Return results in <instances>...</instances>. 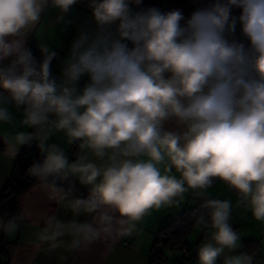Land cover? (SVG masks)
<instances>
[{
  "label": "clouds",
  "instance_id": "9594fccd",
  "mask_svg": "<svg viewBox=\"0 0 264 264\" xmlns=\"http://www.w3.org/2000/svg\"><path fill=\"white\" fill-rule=\"evenodd\" d=\"M82 2L0 0V140L13 157L38 148L28 174L92 217L75 223L78 247L131 236L146 216L191 198L202 201L193 264H253L232 255L243 237L233 215L264 225V0H197L187 14L86 0L89 15L54 71L45 31H67ZM60 181H79L87 197L69 200ZM217 182L235 200L213 198Z\"/></svg>",
  "mask_w": 264,
  "mask_h": 264
},
{
  "label": "crops",
  "instance_id": "0c3cea01",
  "mask_svg": "<svg viewBox=\"0 0 264 264\" xmlns=\"http://www.w3.org/2000/svg\"><path fill=\"white\" fill-rule=\"evenodd\" d=\"M196 3L197 0H152L150 3L146 0V6L156 5L164 10L183 8L186 14ZM88 15L85 0L70 14L73 23L67 31H62L60 25L55 26L51 37L45 31V38L51 40L52 46L59 53L53 66L54 71L58 70L59 62L67 54L76 27L83 24ZM55 16V10H49L44 23L47 25ZM30 40L37 47L39 37L34 34ZM52 142H59L63 146L62 135L53 137ZM76 152L74 146L69 149L70 161L76 159ZM16 158L17 155L13 157L0 140V193L11 175ZM209 193L213 198L235 200L234 194L229 193L219 182ZM53 197L59 201L61 194L53 191L50 195L43 185L35 184L20 196L19 215L15 223L4 228V222L0 218V243L4 244V257L0 264H147L160 229L190 211L195 202L189 198L178 208L153 212L144 218L131 236L101 239L78 247L76 241L79 237L75 232V223L91 221L92 217L74 215L67 201L58 203ZM73 197L75 196L68 195L69 200ZM233 227L242 233V243L248 240L259 242V250L254 255L253 263L264 260V225L256 222L250 213L234 209ZM241 248L242 246L234 252L235 255L240 254Z\"/></svg>",
  "mask_w": 264,
  "mask_h": 264
},
{
  "label": "trees",
  "instance_id": "16d2710c",
  "mask_svg": "<svg viewBox=\"0 0 264 264\" xmlns=\"http://www.w3.org/2000/svg\"><path fill=\"white\" fill-rule=\"evenodd\" d=\"M143 2L146 6V0H143ZM29 47H31L35 56H40V52L32 40L29 41ZM55 63L56 60L53 61V66ZM41 159L42 155L39 149L35 146L30 148L25 146L17 155L11 175L0 193V218L4 222V228L17 221L19 215L18 202L20 196L30 187L39 183L28 174V168L33 161ZM59 184L66 190L67 193L75 197L86 198L88 195V189L76 181L74 188L72 183L69 181H60ZM201 202L202 201L196 200L194 202L193 208L190 211L183 213L177 219L166 224L160 229L156 235L152 252L149 255L147 264H164L166 257L161 248H168L170 246H187V238L194 231L193 224L195 222V216L193 213L198 209ZM258 250L259 242L248 240L242 243L240 254L248 253L254 256ZM189 256L190 252L187 259ZM0 257L2 261L4 257L3 243H0ZM184 261L180 259L179 262L182 263Z\"/></svg>",
  "mask_w": 264,
  "mask_h": 264
},
{
  "label": "rangeland",
  "instance_id": "374dc122",
  "mask_svg": "<svg viewBox=\"0 0 264 264\" xmlns=\"http://www.w3.org/2000/svg\"><path fill=\"white\" fill-rule=\"evenodd\" d=\"M152 0H148L150 3ZM203 240V236L201 233H199L197 230L194 229V231L191 233V235L187 238V246L177 247V246H170L168 248H161L162 252L164 253L166 257L165 264H193V262L196 259V249L197 246L201 243ZM190 249V256L187 260L184 262H179L181 257L183 256V249ZM232 255H235V253H232ZM220 260H223L221 258ZM218 262V264H223V261Z\"/></svg>",
  "mask_w": 264,
  "mask_h": 264
},
{
  "label": "built area",
  "instance_id": "2783aa9c",
  "mask_svg": "<svg viewBox=\"0 0 264 264\" xmlns=\"http://www.w3.org/2000/svg\"><path fill=\"white\" fill-rule=\"evenodd\" d=\"M128 247H130V245H127ZM183 252V256L181 257V260L184 261L187 259L188 255H189V252H190V249H183L182 250ZM0 262H1V257H0ZM253 264H264V260H261L260 262L258 263H253Z\"/></svg>",
  "mask_w": 264,
  "mask_h": 264
}]
</instances>
